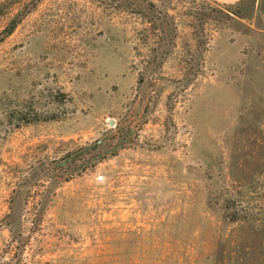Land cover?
<instances>
[{"label": "rangeland", "instance_id": "rangeland-1", "mask_svg": "<svg viewBox=\"0 0 264 264\" xmlns=\"http://www.w3.org/2000/svg\"><path fill=\"white\" fill-rule=\"evenodd\" d=\"M0 0V264H264V6Z\"/></svg>", "mask_w": 264, "mask_h": 264}, {"label": "trees", "instance_id": "trees-1", "mask_svg": "<svg viewBox=\"0 0 264 264\" xmlns=\"http://www.w3.org/2000/svg\"><path fill=\"white\" fill-rule=\"evenodd\" d=\"M262 5L264 6V0H262ZM255 0H240L238 4V10H235V14L239 17H245L250 15L254 11Z\"/></svg>", "mask_w": 264, "mask_h": 264}]
</instances>
